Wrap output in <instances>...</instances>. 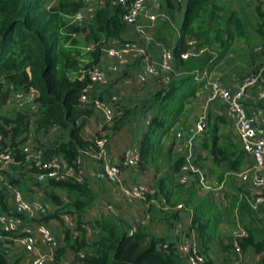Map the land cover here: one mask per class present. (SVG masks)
<instances>
[{
  "label": "trees",
  "instance_id": "obj_1",
  "mask_svg": "<svg viewBox=\"0 0 264 264\" xmlns=\"http://www.w3.org/2000/svg\"><path fill=\"white\" fill-rule=\"evenodd\" d=\"M170 4L168 2V7ZM83 7V0H0V78L15 88L33 87L40 104L37 112H0V132L16 147L20 142L17 138L23 133L56 126L63 133L62 140L43 147L47 153L59 154L74 167H77L76 161L82 151L94 148L93 142L84 139L80 132L93 112L80 101V95L89 83L88 71L100 62L104 43L110 38L120 39L127 26L122 18L127 11L125 4L111 5L105 0L91 18L80 22L74 20ZM256 12L263 15L258 6ZM245 31L246 24L239 12L227 9L215 0H187L179 37L172 47L176 73L167 84L153 92L147 105L141 106L143 109L152 107L154 111L138 142V168L145 175L152 173L151 187L161 192L168 202L173 195V185L179 187L180 193L184 192L175 202L182 201L194 207L193 224L206 263L210 261L211 227L220 220L221 213L208 196L197 193L194 185L186 187L175 181L181 156L162 175H156L160 171L157 161L163 152V136L180 120L186 104L201 86L195 79L197 73L210 70L215 63L211 61L213 55L209 51L196 59H182L180 55L187 48V38L196 37L209 50L217 48L221 57L233 40L245 37ZM257 31L264 35L259 28ZM7 98L8 89L0 84V107ZM134 112L135 108L125 110L112 130L119 129L125 118ZM208 119L211 123L202 130L205 135L202 144L210 150L211 173L221 180L226 173L240 170L248 161L247 154L236 136L237 140L217 134V123L228 122L225 116L213 117L209 112ZM17 158L21 156L17 154ZM12 167L19 172L22 169L21 165ZM8 178L11 183L20 182L14 176L8 175ZM44 184L64 192L67 199L64 201L56 193L49 194L48 198L58 206L53 216L60 210L75 215L77 234L73 236L67 229L64 237L66 247L74 253L71 264H186L185 258L177 253L173 240L153 235L140 224L129 233L131 227L113 213L94 219V232L87 240L82 225L98 196L85 182L47 180ZM0 204L5 208L1 192ZM236 205L241 216L247 219L256 213L245 197L239 199L238 193L231 196L228 208L232 210ZM246 228L248 236L241 242L243 251L253 248L263 252L264 228L253 225L252 221ZM228 248V244L224 245V249ZM64 250L65 247L57 250L55 261L58 264ZM79 251H83L82 256ZM0 264H8L1 254Z\"/></svg>",
  "mask_w": 264,
  "mask_h": 264
},
{
  "label": "built area",
  "instance_id": "obj_2",
  "mask_svg": "<svg viewBox=\"0 0 264 264\" xmlns=\"http://www.w3.org/2000/svg\"><path fill=\"white\" fill-rule=\"evenodd\" d=\"M111 5L125 4L127 0H108ZM156 2L166 0H154ZM175 5H181L183 0H169ZM262 2L264 0H261ZM84 7L76 13L74 20L82 21L93 16L95 11L103 4L102 0H97L95 6H90L87 0H83ZM149 0H131L127 3V11L123 15V21L128 24H138L144 16L147 20L153 21L156 17H165L163 13H148ZM140 27L142 24L139 23ZM152 38L144 36L141 41L131 39H108L103 47L100 62L88 71L89 83L80 95L83 105L90 106L93 114H99L102 122L98 125L101 132L105 124L111 123L118 114L112 98L105 101L98 97H90L89 91L94 86H104L108 82V73L119 70L129 57L139 58L144 61V68L140 74L139 81L144 80L149 75L164 73L160 78V84H167L176 70L171 65L174 58L171 49H162V59L159 62L152 60L149 53V44ZM187 48L180 57L186 59H196L209 51V47L196 37H188ZM261 49V46L257 47ZM0 84L4 89H8V98L2 106L9 112L27 110L37 112L40 104L37 101V91L33 87L15 88L10 82L0 78ZM257 87L256 99L264 103V55L259 65L242 76L236 82L235 88L225 86L223 81L215 78L208 83L209 100L221 101L225 104V117L232 127L236 138L242 149L247 154V163L236 172H229L221 179L217 180L213 174L199 166L197 163V153L193 149L194 136L202 131V123H197L195 132L175 147V151L182 157V162L178 172L175 174V181L183 186L194 185L197 191L208 196L218 208L225 209L230 205L232 191L229 183L241 189L253 188L254 195L248 197V203L255 209H264V132L258 130V121L254 116L248 115L244 107V99L248 89ZM113 103V104H112ZM52 131L61 132L56 126L50 127ZM93 129L88 121L84 122L80 132L84 139L92 141L93 149H86L81 153H90L96 159L101 160V164L96 169L94 176L97 179H108L111 182H119L124 168H136L139 163L138 146L128 148L121 156L106 159V145L108 135ZM20 142L16 147L11 145L8 137L0 132V180L4 183L6 190L8 207L5 212H0V247L7 240L13 242L14 247L22 248L27 253H33L40 246L47 248L46 252H37L28 260V264H47L55 261V255L60 242L55 238L52 230L41 221L31 223L29 218L36 214L45 215L49 212L48 206L39 200H29L21 188L10 184L6 180V174L10 172L12 165H21L19 176L31 178L36 182L44 183L47 180H73L84 182L82 168L80 166V156L77 158V167L69 164L57 153H47L43 144L35 143L31 138V133H23L18 138ZM17 154L21 158H17ZM121 190L127 199H144L148 188L145 185L133 187L122 186ZM64 201H67L64 198ZM182 207V204L177 206ZM60 219L68 229L76 225L74 217L63 210L58 212ZM181 229L184 227L177 224ZM136 226H132L129 233L135 231ZM189 236L182 242L175 243L176 251L184 257L188 264H206L205 256L201 253L200 244L193 231H187ZM248 236L247 228L238 219L230 232L227 240L233 261L231 264H241L243 249L241 242ZM15 249V248H14ZM9 249H6L7 252ZM83 255V251H79ZM60 264H71L63 262Z\"/></svg>",
  "mask_w": 264,
  "mask_h": 264
},
{
  "label": "crops",
  "instance_id": "obj_3",
  "mask_svg": "<svg viewBox=\"0 0 264 264\" xmlns=\"http://www.w3.org/2000/svg\"><path fill=\"white\" fill-rule=\"evenodd\" d=\"M186 1L187 0H183L181 5H175L168 0L160 2L149 0L147 12L154 14L163 13L165 17L163 18L158 16L153 21H151L147 20L146 17L143 16L139 20L138 24H128L120 39L141 41L144 36H150L152 40L149 44V53L153 61L159 62L162 59V49L168 48L172 50L173 45L176 43L179 37V27L184 17ZM168 2L171 3V7H168ZM139 23L142 24V27L138 26ZM164 30H166L167 32V34L165 35ZM160 37H167V39L169 40L167 46L163 43L162 40H159L162 39ZM255 51H257L256 53L261 54V61L263 56L262 47L261 49L258 48ZM209 52L213 53L210 50ZM212 60L213 57L211 58V61ZM243 63L246 66L245 69L249 70L248 73H250V70H253V68H255L256 66L255 63H249L247 65V61ZM171 65L173 68H175L174 58L171 60ZM236 65L237 64L227 65L225 67L226 69L223 68V70L221 71V69L218 68V64L214 63L210 70H204L203 72L197 73L195 79L198 83L201 84V86L208 87V83L210 81L215 78H219L223 81L226 87L233 89L235 88L238 79L244 76L238 73L241 68L234 67ZM143 68V60L139 58L129 57L126 59L123 66L119 68V70L108 73L107 84H105L104 86H94L89 91L90 97H98L105 101H111L112 98H116V101H113L114 104L112 103L116 107V109L119 108L120 105H124L132 101L134 102V104H130L131 106H133V108H135V112L134 114H132L133 116L131 115V118L125 119L119 129L115 131L111 130L110 128L113 125V122H111L105 124L101 130L102 133H106L108 135V143L106 145L105 153L106 159L119 157L128 148L132 146H138L140 136L146 130L148 120L152 116L154 109L152 107L143 109L141 107V100L144 98L149 99L153 92L162 86L160 84V78L162 77V75H164V73L158 75H149L144 80V82H140L139 77L142 73ZM118 86L124 87V90L121 91ZM199 90L200 89H198V91L196 92V99L194 100L193 98L191 100L194 107L193 111H195L196 113L200 110L202 111L203 108L205 111V108L210 105L209 107H211V110H209V112L213 117H216L217 115L225 116V104L221 101L209 100V92L204 96L202 91ZM256 92L257 87H253L247 90L244 99V107L246 113L248 115L254 116L258 121V130L264 132V103L259 102L256 99ZM132 98H134L135 100H131ZM136 99L139 100L136 101ZM123 108L127 109L129 108V106L124 105ZM195 113H193V115ZM202 115L203 114L199 112L198 116ZM139 119H141V122H138ZM193 120L194 122H196L198 119L194 117ZM88 121L93 129H97L98 125L102 122V118L99 114L92 113L88 118ZM98 132L100 131L98 130ZM196 134L195 136L197 139L200 134ZM31 138L35 143L43 145L53 144L57 141L62 140L63 133L62 131H52L49 127L46 130H40L35 133L31 132ZM163 138L162 142L164 143ZM186 138L187 137L181 139V143L185 141ZM164 145L166 146V144ZM177 145H174L171 151L180 156L174 150ZM193 149L197 153V163L199 164V166L211 173L210 150L204 148V146L202 145H198V147H195V144H193ZM79 163L82 168L84 182L91 189V191L98 196L97 203L85 215L86 223L82 225L85 230V238L87 240L91 239L94 232V219L100 217L101 215H107L109 213H113L120 217L126 224L129 225V227L137 226L138 224L145 225L149 229L151 234L156 236H166L169 238V240H173L175 243L182 242L189 236L188 232H186V230L184 229H187V231H193L196 234V237L198 236L196 227L193 224L194 207L191 205H186L182 201L173 202V198L175 196L174 194L171 195L170 202H168L161 192L150 186L144 199H127V197L124 196L121 190L122 186L133 187L140 184L147 186L143 182L144 173L138 167L124 168L121 173L120 181L111 182L108 179H97L94 176L96 169L101 164V160L94 159L90 155V153H81ZM12 166L10 169L11 171L6 174V180L10 184L21 188L27 199L39 200L42 203L47 204L48 206L49 212L47 214H36L34 217L29 218L28 221H30L31 223H34L35 221L44 222L52 230L55 238L60 242V248L65 247V250L59 257V263H72L74 259V253L72 250L66 247L64 239L65 231L68 228H66L58 213L56 216H53L58 206L48 198L49 194L56 193L61 197V199L64 200V198H66L64 192L52 188H47L44 183L36 182L34 179L20 177L18 169H13ZM8 175L14 176L18 180L20 179V182L11 183ZM23 181L25 183H22ZM28 182H31L32 186L30 184L28 185ZM173 186L172 191L174 189ZM235 187L236 186H234L233 188L234 191H232L233 193L231 196H235L238 193L239 199L245 197L247 201L248 197L254 195L256 191L253 188L240 189L239 187H236L239 188V190H236ZM32 188L34 189V191L31 190ZM47 190L51 192L45 194V191ZM0 192L1 194H3V201L5 204V208H2V205L0 204V212H5L8 207V202L6 201L7 196L6 190L4 189V183L1 180ZM197 193L200 196L202 195L198 191ZM179 204H182L181 208L177 207ZM228 209V207H226L225 209H220L217 207V210L221 214L227 212ZM232 210L234 212V226L236 219H238V222L242 223L244 226H247L248 223H251L245 216H242L240 220L238 205L234 206ZM71 215L76 220L75 215ZM177 224H181L184 229H180ZM75 227L76 225L72 229H68L70 233L73 234V236L77 234V232L75 231ZM6 249L9 250L5 252ZM46 250L47 248H45L44 246H40L38 249H36L35 252L30 254L22 248L14 247L13 242L7 240L2 243V246L0 247V254L3 255L8 264H28V260L32 258L35 253H44L46 252ZM225 253L226 264H231L233 258L230 250L226 251ZM222 261V257L221 259L220 257H215V259H213L212 256H210V261L206 264H223ZM47 264L55 263L48 262ZM186 264L188 263L186 262ZM241 264H264V251L259 253L256 252L253 248L246 249L245 251H243Z\"/></svg>",
  "mask_w": 264,
  "mask_h": 264
},
{
  "label": "rangeland",
  "instance_id": "obj_4",
  "mask_svg": "<svg viewBox=\"0 0 264 264\" xmlns=\"http://www.w3.org/2000/svg\"><path fill=\"white\" fill-rule=\"evenodd\" d=\"M102 1L104 2L105 0H102ZM87 2L89 3L90 6H95L97 4V0H87ZM215 2L225 6L229 10H235L241 14L246 24V34H245L244 39L233 40L231 44L229 45L227 51L221 57H219L220 50H218L215 47L210 48V51L213 52V53H210L213 55V61L215 62V64H218V68L221 69V71L227 65L237 64L234 67L241 68L238 72L240 75L248 74L249 70L245 69L246 66L243 62L247 61L246 63L247 65L249 63L250 64L255 63L256 65L255 67L259 65L261 54L256 53L257 51L255 50L258 49L257 46L262 47L263 55H264V35L261 36L260 33L257 31V29L259 28L260 31L263 32L264 34V1L262 2L260 0V3H259L257 0H215ZM46 3L51 4V2L49 1H47ZM257 6L260 7L261 12L263 14L262 16H259L256 12ZM165 34H167L166 30H164V35ZM160 38L162 39H159V40L160 41L162 40L163 43L167 46L169 42L167 37H160ZM118 88L121 91L124 90V87L118 86ZM199 89H200L199 91H202L204 96L206 95V93H208V87L201 86ZM133 99L134 98H132L131 100ZM195 99H196V96L194 97V100ZM137 100L139 99H136V101ZM147 100L148 98L142 99L141 105H147ZM130 104H134V102L132 101L130 103L124 104V105L129 106V108L127 109L123 108L124 105H120V107L117 108L118 114L115 117V119L112 121L113 125L110 128L111 130L114 124L119 119L120 115L125 110H128V109L130 110L133 108V106H131ZM209 106L205 108V111L203 108L202 111L200 110L195 113V111H193L194 107H193L192 102L191 103L189 102L188 104H186L185 110L182 114L181 119L173 126L172 129H170L166 133V135L163 138L164 139L163 152L158 156V161H157L158 166H160V171L156 172V175H162L170 170V167L174 163V160L179 158L178 155H176L175 153L171 151L173 146L180 144L181 139H183L184 137H190L191 134L194 133L195 130L197 129L196 125L198 122L202 123V127H201L202 130L207 129V127L211 123L210 120L208 119V113H209V110H211L210 109L211 107ZM0 112L3 114H6L9 112V110L7 108L0 107ZM199 112L203 115L198 116ZM193 113L195 114L193 115ZM194 117L198 119L196 122H194L193 120ZM129 118H131V116L130 117L127 116L125 119H129ZM138 122H141V119H139ZM197 134H200V136H198L197 139L195 136V138L193 139L195 147L196 146L198 147V145L203 146L202 140L205 135L202 133V131H200ZM217 134L219 136H222L223 134L229 135L235 139L233 129L229 125L228 122L217 123ZM164 144H166V146ZM143 182L147 186H151L153 182V176L151 172H148L146 175L144 174ZM29 184L32 186L31 182H28V185ZM173 188H174L173 194L175 195L173 198V202H175L184 192L180 193L179 187L177 186H173ZM233 188H234V185L229 183V189L231 191H234ZM31 190L34 191L33 188ZM49 192L51 191L47 190L45 191V194ZM255 212L256 213L250 216L249 221L250 222L252 221L253 225H257V226L264 228V209H259V210H256ZM233 213H234L233 210L228 209L227 212L221 214L220 220L216 223V225L214 227H211L212 240L210 243V249L208 251V254L212 256L213 259H215V257H220L221 259L222 257L223 264H226V259H225L226 253L225 252L229 250V248L228 250L224 249V245H227L226 242L228 240L231 230L234 227V221H233L234 214ZM239 217L241 220L242 218L241 214L239 215Z\"/></svg>",
  "mask_w": 264,
  "mask_h": 264
},
{
  "label": "water",
  "instance_id": "obj_5",
  "mask_svg": "<svg viewBox=\"0 0 264 264\" xmlns=\"http://www.w3.org/2000/svg\"><path fill=\"white\" fill-rule=\"evenodd\" d=\"M125 5L127 6V2L125 3Z\"/></svg>",
  "mask_w": 264,
  "mask_h": 264
}]
</instances>
